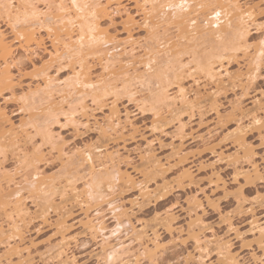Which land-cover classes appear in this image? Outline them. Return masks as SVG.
Here are the masks:
<instances>
[{"label": "rangeland", "instance_id": "1", "mask_svg": "<svg viewBox=\"0 0 264 264\" xmlns=\"http://www.w3.org/2000/svg\"><path fill=\"white\" fill-rule=\"evenodd\" d=\"M240 1L252 6L254 4L257 22L264 23V0ZM2 2L4 0H0ZM119 2L139 23L125 26L123 21L126 15L122 13L115 15L112 22L108 18L99 17V25L103 30L107 29L112 37H116V42H124L132 35L135 41H141L144 46L150 35L147 28L141 25L142 14L134 2ZM162 30L159 31L161 37ZM1 32L8 40L14 39L11 25L3 11H0ZM168 33L173 38L179 34L174 29ZM41 35L44 36V43L41 48L36 49V55L28 56L20 49L15 51L11 68L15 86L0 88V106L5 108L16 125L21 121L33 124V145L43 151L44 158H37L32 150L33 145H29L31 154L27 161L32 162H29L30 167L26 170L28 178L33 179L31 175L37 166L36 169L54 179L53 182L58 186L53 202L55 208L48 210L47 222L41 217L43 202L28 191L26 193L29 196L27 206L30 216L22 246H29L30 255L27 256L28 252H24L23 258H28L24 261L27 264H152L145 255L144 248L150 240L157 237L164 246L158 255L157 264H223V251L219 247L221 243L227 244L242 264H264V250L257 244L260 236L264 235V29L258 32L252 30L250 35L251 47L262 43L263 50L262 62L251 80L246 76L234 81L224 77L223 83L212 82L205 77L204 72L196 70L197 61L192 53L185 56L184 52H193V49L185 51L182 48V63H192L189 66L195 70L194 76L191 74L192 77L190 75L184 81V87L191 93L189 100L193 104L190 102V106L178 104L170 109L171 113L166 112L167 109L162 106L160 108L165 113L159 116L156 114L157 109L155 110L158 105L150 100L151 93L147 88L138 86L140 92L132 98L124 92L125 83L120 82L119 78L120 81L110 83L113 87L108 92L111 93L96 99L95 103L91 99L102 92L93 91L95 95L90 92L87 99L90 106L87 117L77 115L75 121L67 113H62L50 125V133L58 143H62L69 156L72 154L74 160L89 153L96 160L114 154L116 167L122 173L131 174L136 181L129 186L117 182L113 191H103L110 194L108 198L92 204L88 214L103 229L94 234L95 236L92 235L94 238L82 225L86 217V205L80 203L81 197L76 199L75 196L84 189V184L89 179V165L78 167L72 165V161H68L66 156L61 159L52 145L45 143L39 133L41 119L39 113L32 109V100L24 101L38 85H43L45 73H49L50 77L55 76L61 81V85L69 82L71 77L74 78L73 66L76 63H71L67 58L50 63V69L46 67L52 45L44 30H41ZM149 44L152 45V41ZM203 47L198 48V51H203ZM144 51L142 48L136 53L141 56ZM222 59L221 63L227 66L230 73H246L245 62L234 58L233 52H227ZM163 60L161 55L158 63ZM161 62L157 64L159 67L156 65V70L165 71L166 68H163L164 64ZM218 64L214 66L215 70L219 69ZM74 67L78 69L77 64ZM138 70V73H143L145 69L138 66ZM92 73L97 77L102 73L101 67L97 65ZM171 74L167 78L168 84L174 82L175 75ZM171 83L170 96L173 97L177 89L176 84L172 86ZM113 100L117 101L120 117L117 116L114 124L109 125V107ZM259 119L262 125L257 123ZM133 128L137 129L135 135L130 132ZM240 130L245 131L247 143L253 148L251 158H243L235 142V135ZM5 148L0 154V161L4 162L7 169H13L15 164L12 149ZM181 158L183 163L179 162ZM255 165L261 172V178L254 184L246 185L243 174ZM184 169L193 172L192 181L177 183V177ZM165 183L168 186L170 184L166 193L161 191ZM146 190L152 192L149 198L144 196ZM112 199L120 210L112 211V206L107 204ZM194 200L202 203L197 211L192 209ZM209 201L215 203L211 205ZM194 212L201 219L197 223L198 227L202 226L200 230L195 227L200 238L198 244L188 233V225L196 216ZM167 215L175 218L171 231L161 224V220ZM3 218L0 210V228L5 221ZM59 219L66 220L67 233L65 231L64 234L71 241L67 255L61 257H58L57 252L63 231L56 225ZM3 228H7L5 223ZM9 242L14 244L13 240ZM31 243L34 246L30 247ZM106 250H114L111 261L106 260ZM15 253L9 251L7 241L0 234V264H19V256Z\"/></svg>", "mask_w": 264, "mask_h": 264}, {"label": "bare ground", "instance_id": "2", "mask_svg": "<svg viewBox=\"0 0 264 264\" xmlns=\"http://www.w3.org/2000/svg\"><path fill=\"white\" fill-rule=\"evenodd\" d=\"M129 1L134 2L137 10L142 14L143 22L141 25L147 28V33L150 35L149 39L146 38L149 41L144 43V46L140 43L141 41H135L132 35L127 38L128 40L125 39L124 42L117 41V43L116 37H112L107 29L103 30L102 26L99 25L97 20L99 17L108 18L112 22L115 15L122 13L126 15L123 21L125 26L138 22L132 14L120 6L119 0H4V2L0 3V11H3L8 18L14 35L13 40H8L5 34L0 33L1 89L2 87L15 86L11 69L15 51L20 49L28 56L29 54L36 55V49L43 46L44 36L41 35V30L47 33L52 45V50L48 52L49 62L45 63L48 69H50V63H56L66 58L71 63L78 65V69L74 67L76 64L73 66L74 78L71 77V80L69 82L66 81L63 85L55 76L50 77L49 73H45L43 85H38L31 96L25 98L24 101L32 100L30 101L32 102V109L39 113L41 119L39 128L42 130L38 129L39 133H41L45 143L52 145L53 150H56L61 159L66 156L68 161H72V165L78 167L85 164L89 165V179L85 182L84 189L75 196L76 199L81 197L80 203L86 205V217L81 222L85 229L91 233V236H95L99 231L103 230L94 223L88 214L91 206L93 207L92 204L108 198L110 194H105L103 191H113L117 187V182L123 183V186H129L130 184L134 185L136 181L131 174L122 173L116 167L114 154L105 155L97 160L91 153L86 154V156L83 155V158H79V160H74L71 156L72 154L70 157L64 150L63 145H61L62 143H58L49 131L50 125L58 120L59 115L67 113L66 115L75 121H77V115L87 117L86 113L90 107L87 104V99L90 97V92H99L98 90L102 92H99L101 93L99 95H95L93 92L95 96H92L93 99L91 100L95 103L96 99L104 98L111 93L108 91L113 87V81H120L118 80L119 78L121 79L120 82L126 84H123L124 87L126 86L124 88L126 91L123 89L124 92H127L128 95L130 94L132 98L140 92L138 91V86L147 88L148 92L151 93V99H149L158 105L155 110L157 109L156 114H159V116L165 113L162 111L163 108L168 110L166 112L171 113L170 109L172 110L178 104L185 106L190 104V102L193 104L189 100L191 93L184 87V81L191 74L194 76L193 71L195 70H192L191 66H189L192 63L190 64L188 61V63H182V52H180L182 48L183 50L193 49V52H184L185 56L188 53H192L197 61L196 63L193 60L196 63V70L204 72L205 77L215 83H223L224 77H228L229 81H234L244 76L249 79L254 78L253 76L257 72L263 57L261 44L264 43V38L262 43L257 46L251 47L250 44L252 30L258 32L264 29V23L257 22L254 4L253 6L247 2L243 4L240 0ZM160 29L164 30H162V37L159 35ZM170 29L178 31L179 34L174 38L170 37L169 35L172 34H167L168 31H171ZM150 41H152V45L149 44ZM15 42H18V45H15ZM201 46L204 47L203 51L200 52L198 48ZM142 48L145 53L141 56L137 55L138 49ZM227 52H233L234 58L245 62L247 69L244 75L240 72L232 74L233 72L230 73L227 70V66H223L221 61H223L222 58ZM161 55H163L164 60L160 62L164 64L163 68H166L165 71L156 70L157 64L160 63L158 61ZM94 62L96 64H93ZM216 64L219 66L218 70L214 69ZM97 65L101 67L102 73L94 77L92 72ZM138 66L144 67L143 73H138ZM170 74L175 75L174 78L172 76L173 84L170 83L172 86L176 84L175 87L177 89L176 95L173 97L170 96L171 85L166 83L169 82L167 78ZM110 83H112L111 86ZM151 86L153 87L151 88ZM110 102L112 105H108L111 110V118H109L111 122L109 125H113L119 110L116 105L117 101L113 100ZM143 102L147 103V101ZM162 106L163 108H160ZM66 108L68 109L66 110ZM256 120L257 118L254 119L255 122ZM258 122H260V119ZM32 125L24 121L16 125L7 114L5 108L0 106V154L5 147L12 149V159L15 164L13 169H7L4 162L0 161V210L5 220L2 222L0 234L3 240L5 238L7 241L9 251L12 253L16 252L15 254L19 256V264L28 263L24 261L28 260V258H23L24 252L27 251V256L30 255L29 246H22L25 242V228L28 227V217L30 216L27 206L29 200V196L26 195L27 191L43 202L44 209L41 212V217L43 221L47 222V212L49 209L55 208L53 202L58 189V186L54 183L55 180L36 169L37 166H34L35 170L31 175L33 176L32 181L27 176L26 170L28 166L30 167L29 162H32L27 161L31 154L29 145H33L35 137L31 131V127H34ZM136 130L135 128L131 129L132 135L133 133L135 135ZM244 132L240 130V132L236 133L235 142L241 150V156L248 159L253 156V148L247 143L246 133ZM32 150L36 154L32 152V155L37 156V158L43 157V151L40 147L36 148L35 146ZM182 160L181 158L179 162L183 163L184 160ZM154 166L156 165L154 164ZM243 176L245 184L251 185L260 180L261 172L255 165L251 170L245 172ZM192 178L193 172L190 169H184L177 177V183L191 182ZM217 180L221 181L220 177H217ZM163 186L164 188L162 187L161 191H165L164 193L169 191L170 184L168 186L165 183ZM146 192L143 194L146 198H149L152 192L150 193L148 190ZM193 202L192 209L194 211L202 207L200 200H194ZM209 202L211 205L215 203ZM114 203L115 200L113 199L107 202L108 205L112 206V211L116 212L120 210V207L115 206ZM191 220L188 225V233L198 244L200 243V238L196 233V228L199 226L197 223L201 219L196 213V216ZM65 221L64 219H59L56 222L57 227L63 230L61 244L59 243L57 246L58 257L67 255L71 242L69 241L70 238L64 234L65 231L67 233ZM174 221V216L167 215L161 220V224L171 231ZM3 223L6 224L7 228H3ZM121 223L120 221L119 224ZM9 240H13L14 244H11ZM257 244L259 245L258 247L264 250L263 234L257 240ZM32 245L34 246L31 243L30 247ZM219 247L223 251V264H242L238 257L229 250L227 244L221 243ZM162 249H164V246L156 237L145 245L144 253L152 264H157L158 255ZM106 253V260L111 261L110 259L114 258V250L111 252L106 250Z\"/></svg>", "mask_w": 264, "mask_h": 264}]
</instances>
